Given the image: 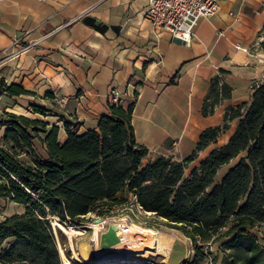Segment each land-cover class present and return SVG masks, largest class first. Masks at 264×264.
<instances>
[{
  "label": "trees",
  "instance_id": "1",
  "mask_svg": "<svg viewBox=\"0 0 264 264\" xmlns=\"http://www.w3.org/2000/svg\"><path fill=\"white\" fill-rule=\"evenodd\" d=\"M83 22L97 31L105 27L94 18ZM260 47L264 50V40ZM0 89L26 93L18 85L3 88L1 81ZM230 94L231 88L214 77L202 115H211ZM108 107L109 114L86 132L64 123L62 141L56 126L47 130L46 123L14 115L0 120V128L6 127L0 143V199L23 209L0 221V264H63L52 224L68 228L90 214L106 218L126 203L119 194L189 235L195 256L184 264H217L220 257L209 247L218 242L221 264H264V245L255 232L264 225V81L248 104L228 107L221 126L204 130L194 152L182 161L163 154L148 159L149 150L134 137L133 103L124 107L109 101ZM232 121L237 124L227 143L187 172ZM35 139L43 144L44 157Z\"/></svg>",
  "mask_w": 264,
  "mask_h": 264
},
{
  "label": "crops",
  "instance_id": "2",
  "mask_svg": "<svg viewBox=\"0 0 264 264\" xmlns=\"http://www.w3.org/2000/svg\"><path fill=\"white\" fill-rule=\"evenodd\" d=\"M147 3L0 0V79L34 86L39 75L56 90L81 91L72 115L83 123V132L109 114L113 98L124 107L133 103L134 137L149 150L148 159L163 154L185 160L202 132L221 126L228 107L248 104L253 89L264 81V60L256 58L264 56V0H220L215 16L197 23L189 45L154 34L144 17ZM85 17L101 22L103 31L85 24ZM216 76L231 94L203 116ZM236 124L232 121L200 151L187 172L226 144ZM227 168L220 169L218 180Z\"/></svg>",
  "mask_w": 264,
  "mask_h": 264
},
{
  "label": "rangeland",
  "instance_id": "3",
  "mask_svg": "<svg viewBox=\"0 0 264 264\" xmlns=\"http://www.w3.org/2000/svg\"><path fill=\"white\" fill-rule=\"evenodd\" d=\"M37 77V83H34V86L32 84L29 85L28 82L23 83L22 80H10L7 77L0 79L3 88L18 85L26 92L25 94L16 96L4 92V89H0V120H8L11 115H14L46 123L47 130L56 126L59 130L60 141L66 137L64 123L70 124L71 130L82 133L81 126L83 123L78 120L76 114L72 115V112H75L72 111L73 106L75 107V104L80 103L82 92L56 90L47 77L39 75ZM111 95L112 91L109 92V97ZM5 128H0V143H2ZM40 137L44 138V135L40 133ZM34 147L37 153L43 157L45 156L44 146L39 140H34ZM121 196L127 199L126 203L120 207H115L108 217L99 218L94 214H90L82 219L79 223L80 225L77 226L76 230L83 232V235L73 238V245L74 251L82 263L86 264L87 261H92L96 255L95 240L92 236V229L89 226L98 223L99 219L106 221L103 225L101 224L102 227L97 237L100 247H105L115 242L116 237L114 230L111 228L112 225L125 223L124 225L132 229L134 236L139 237L142 230L148 231L150 241L157 242L170 249L168 258L155 252H140L138 249L137 251H128L117 258H109L102 264H184L194 259V242L185 231L179 229V225H173L152 215L139 216L138 219H134L131 213V211L135 212L132 205L134 201L125 194H119V197ZM22 211L21 206L0 199V221L5 217L21 213ZM69 228L71 227L69 226ZM258 229L259 231L255 232L261 244L264 245V225H261ZM53 231L58 241V249L60 248L62 263L65 264V259L68 264H77L73 260L74 255L72 249L69 247L67 236L57 227L54 228L53 226ZM219 245L218 242L209 247L210 252L213 254L217 253L220 257L217 264H221L223 258L222 253H218ZM144 249L147 250V248ZM125 250L127 251L128 249L125 248ZM65 253H68L69 256L67 257ZM205 264L210 263L206 261Z\"/></svg>",
  "mask_w": 264,
  "mask_h": 264
},
{
  "label": "built area",
  "instance_id": "4",
  "mask_svg": "<svg viewBox=\"0 0 264 264\" xmlns=\"http://www.w3.org/2000/svg\"><path fill=\"white\" fill-rule=\"evenodd\" d=\"M219 2L220 0H148L144 17L156 36L167 34L173 39L189 45L197 23L201 19L215 16L219 9ZM242 51L247 52V49L242 48ZM256 58L259 62L264 60L262 55H256ZM112 101L117 102L115 98ZM132 200L135 212L131 211V213L134 219L150 215L143 211L134 198Z\"/></svg>",
  "mask_w": 264,
  "mask_h": 264
},
{
  "label": "bare ground",
  "instance_id": "5",
  "mask_svg": "<svg viewBox=\"0 0 264 264\" xmlns=\"http://www.w3.org/2000/svg\"><path fill=\"white\" fill-rule=\"evenodd\" d=\"M102 222V223H101ZM100 223H94L91 226L92 229V236L95 240V256L92 261H87L86 264H102L109 258H117L122 256L128 251H140V252H155L158 254L163 255L165 258H168L170 249L166 246H163L157 242H153L149 240V234L148 231L142 230L139 237L134 236V232L132 229L124 224H114V233L116 240L115 242L105 246L100 247L98 244V235L99 231L101 229V224L105 222V220L101 221ZM126 222V221H125ZM111 223V222H110ZM54 228H58L63 234H65L69 240V247L72 249L75 262L77 264H84L80 261L78 256L76 255L74 251V245H73V238L79 237L83 235V232L76 230L77 228L71 227V228H65L62 225H59L58 223H53ZM125 248L128 250L126 251ZM144 248H147L144 249ZM64 263L68 264L67 261L64 259Z\"/></svg>",
  "mask_w": 264,
  "mask_h": 264
},
{
  "label": "water",
  "instance_id": "6",
  "mask_svg": "<svg viewBox=\"0 0 264 264\" xmlns=\"http://www.w3.org/2000/svg\"><path fill=\"white\" fill-rule=\"evenodd\" d=\"M176 42H180L179 40H175ZM98 222H101V219H99L98 220ZM75 228H77L76 226H74ZM112 230H114V226L112 225ZM54 235H55V233H54ZM56 236V235H55ZM55 239H56V237H55ZM58 243V241H57V239H56V244ZM58 247V246H57ZM59 250V254H60V248L58 249Z\"/></svg>",
  "mask_w": 264,
  "mask_h": 264
}]
</instances>
